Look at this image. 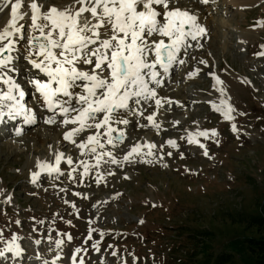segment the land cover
I'll use <instances>...</instances> for the list:
<instances>
[{"label":"rangeland","instance_id":"rangeland-1","mask_svg":"<svg viewBox=\"0 0 264 264\" xmlns=\"http://www.w3.org/2000/svg\"><path fill=\"white\" fill-rule=\"evenodd\" d=\"M192 1L195 4L197 0ZM246 1L200 4L206 13L202 19L215 27L214 40L209 46L202 41L201 48L191 47L185 63L173 76L176 84L167 83L158 91L164 97L166 93L172 95L177 99L174 103L181 105L177 108L161 103L157 110L163 124L160 128L130 117V123L122 128L127 135L122 142H114L115 146L105 143V148L98 150L110 151L118 163L105 155L95 167V155L87 151L82 154L65 140L58 151L65 157L74 155L80 163L75 171L82 174L74 173L73 167L64 168L61 176L55 174L52 179H39L33 184L23 173L28 158L34 155L42 161L52 144L38 148L31 134L12 137L9 132L0 136V250L13 235L20 238L16 243L23 249L19 256L6 252L0 264H44L45 260L51 264L58 254L61 258L57 263L71 264V254L77 247L87 249L79 254L85 264H181L189 237L194 240L205 233L215 251L232 252L238 261L246 263L248 251L241 240L246 226L239 215L258 212L264 202V55H259L264 53V0ZM9 17L10 12L0 14V28ZM220 18L219 25L216 21ZM19 23L24 28L17 44L23 46L28 43L30 19ZM19 65L14 79L22 88L32 69L23 62ZM191 71L195 75L189 74ZM215 77L224 83L217 84ZM167 88L170 90L162 93ZM219 88H224L223 95ZM27 96L34 100L32 94ZM224 99L234 108L233 120L225 119L213 107ZM212 129L216 135H212ZM206 130L208 136H195L204 148L188 142L190 134ZM87 134L78 136L77 142ZM169 140L176 146L167 143ZM136 144L141 145L138 153L125 160ZM147 145L155 147L149 149ZM149 151L152 155H147ZM81 161L91 170L86 182L82 175L88 173L83 174ZM44 174L42 177H50ZM94 193L97 197L90 200L82 197ZM104 193L111 201L96 209L93 200L102 199ZM141 221L143 226L138 227ZM90 229L95 231L88 240ZM63 234H70L72 240ZM56 239L65 241L62 251L56 249ZM96 242L99 251L92 247Z\"/></svg>","mask_w":264,"mask_h":264},{"label":"snow or ice","instance_id":"snow-or-ice-1","mask_svg":"<svg viewBox=\"0 0 264 264\" xmlns=\"http://www.w3.org/2000/svg\"><path fill=\"white\" fill-rule=\"evenodd\" d=\"M200 2L207 4L209 0ZM9 7L10 18L0 28V84L7 85L6 89H0V123H4L6 117L15 120L18 116L24 118L25 124L35 121L32 109L22 103L25 92L9 75L12 53L24 28L19 22L29 18L27 55L31 65L47 77L46 80L33 78L29 82L47 109L62 117L60 123L68 128L63 139L82 154L87 151L95 155L96 165L105 155L112 158V163H118L110 151H98L105 148V143L115 146L114 142H122L125 132L114 125H128L130 120L125 117L129 113L144 116V111L134 106L154 101L159 107L157 88L176 64L185 63L181 54L187 55L188 48L193 46L191 41L207 35L196 10L182 0H70L62 6H57L54 0L47 4L39 0H0V12ZM25 7L27 11L23 10ZM215 79L217 84H223L219 77ZM218 91L223 95L225 90L219 88ZM213 107L225 119H234L231 115L234 108L227 99ZM154 115L149 114L146 119L158 128ZM56 122L55 115L45 121L47 124ZM232 130L236 131L235 124ZM84 133H88L86 138L78 143L76 137ZM211 133L217 134L215 129ZM22 134L23 128L17 127L15 135ZM208 134L207 130L190 134L188 142L199 144L195 136ZM167 143L176 146L173 140ZM140 148V144L134 145L124 159L138 153ZM147 155L152 153L149 151ZM204 155H208L206 149ZM62 160L69 165L73 163L72 157H65L63 152L55 154L54 162L38 161L40 171L31 173V182L35 184L41 173L62 174ZM81 164L86 175L89 165L84 161ZM92 231L95 230H89L88 240ZM63 235L68 241L72 240L70 234ZM18 239L13 235L0 250V257L6 252L19 256L23 249L16 243ZM54 243L56 249L63 250V239H56ZM36 244H40V240ZM98 244L92 245L95 251H99ZM81 252L86 253L87 249L73 250L71 264H85L84 257L79 256ZM60 258L58 254L51 264H57ZM44 264L49 261L45 260Z\"/></svg>","mask_w":264,"mask_h":264},{"label":"bare ground","instance_id":"bare-ground-1","mask_svg":"<svg viewBox=\"0 0 264 264\" xmlns=\"http://www.w3.org/2000/svg\"><path fill=\"white\" fill-rule=\"evenodd\" d=\"M68 1H70V0H68ZM68 1H65V0H54V2L57 4V6H62L63 4H66V3H69ZM246 1V0H245ZM53 2V0H47V3H52ZM246 2H248V1H246ZM245 2V3H246ZM46 3V4H47ZM182 3L183 4H187L188 6H190L192 9H194V10H196V12H197V14L199 15V22L204 26V27H206V29H207V35L205 36V37H203L206 41H207V45H210L211 43H212V40H214V38H213V34H214V32H215V27H213L212 26V24H207V21L205 20H203L202 18L204 17V15L206 14H204V9L202 8V6L200 5V4H202L200 1H196L195 2V4H194V2L192 1V0H182ZM218 3V2H217ZM215 4V5H218V4ZM223 3V2H222ZM248 4V3H247ZM214 5V6H215ZM215 9V8H214ZM4 14L6 13V12H10V7L9 8H5L4 9ZM3 12H0V14L1 13H3ZM219 13V12H218ZM9 14V13H8ZM217 14V13H216ZM3 15V14H2ZM208 16V15H207ZM210 16V15H209ZM2 17V16H1ZM219 17V16H218ZM10 18V17H9ZM205 18V17H204ZM207 18V17H206ZM3 19V18H2ZM6 20V19H5ZM4 21V20H3ZM220 21H221V18H220V20H218L217 19V21H216V23H218L219 25H220ZM28 22V21H27ZM2 25V24H1ZM4 25H5V23H4ZM3 25V26H4ZM217 30H219V28H217ZM223 33V32H222ZM201 39L202 38H198V40L197 41H201ZM18 41V40H17ZM27 41V40H26ZM20 44V43H19ZM27 46V47H26ZM28 49H29V45H28V43H26L25 42V44H23V46H21V45H18L17 43H16V46H15V51L12 53V55H13V60H12V62H11V64H10V66H9V75H11L12 77H13V79H14V77H15V73H14V70H16L17 68L16 67H18V65L20 64V62H23V63H25V65H27L26 67L27 68H30V69H33V71H35V73H38L39 75H40V77H33V78H38V79H41V80H46L47 79V77L45 76V74L44 73H42V72H40L39 70H37V69H35L32 65H31V63H30V60H29V58H28V55H27V52H28ZM190 49H191V47H190ZM184 59V58H183ZM22 64V63H21ZM28 70V69H27ZM218 75V74H217ZM189 77H191V75L189 76ZM32 78V79H33ZM229 79H230V77H229ZM31 80V79H30ZM231 81V80H230ZM233 81V80H232ZM235 82V81H234ZM234 82H232V85L233 86H235L236 84H237V82H235L236 84H233ZM18 83V82H17ZM30 83V82H29ZM28 83V84H29ZM224 83V82H223ZM31 84V83H30ZM207 85V84H206ZM231 85V84H230ZM239 85V84H238ZM241 85V84H240ZM243 86H245V85H243ZM230 87H232V86H230ZM229 87V88H230ZM236 87V86H235ZM7 88V85H3V84H0V89H6ZM232 88H234V87H232ZM22 89V88H21ZM234 89H236V88H234ZM163 90V89H162ZM229 90H231V89H229ZM239 90H240V88H239ZM253 90V89H252ZM159 91V90H158ZM157 91V98L159 97L160 98V100H161V103H167V104H169V105H176V103H174V100L176 99V98H174L172 95H170V94H168V93H166L167 94V96H162V94H161V92H158ZM237 91V90H236ZM162 93H164V92H162ZM159 94H160V96H159ZM165 94V93H164ZM163 94V95H164ZM168 95L170 96V97H168ZM176 96V95H175ZM32 98L34 99V100H36L37 101V99H41V97L39 96V94H36L35 96H33V94H32ZM179 99V98H178ZM169 101H171V102H169ZM38 102V101H37ZM176 102H177V99H176ZM181 104H179L178 103V106H180ZM177 106V105H176ZM178 106H177V108H178ZM160 108H161V105L159 106V107H157L156 105H155V102L154 101H149L147 104H144V103H142V105L140 106V107H138V109L139 110H143L144 111V116H140V115H136V117L137 118H139V120L141 121V122H143L144 124H149V122L147 121V119H146V117L149 115V114H152V113H155V115H154V120H155V122L157 123V124H159V128L161 127V125H163L160 121H159V119L157 118V115L159 114V113H157V110H160ZM175 108V107H174ZM173 110V109H172ZM245 110V109H244ZM34 113V115H36L37 114V112H33ZM248 113V112H247ZM163 114V113H162ZM134 115H132L131 113H129L125 118H127V119H129L130 117H133ZM58 117H61L58 113H57V117H55V119H56V123L55 124H53L52 126H49V125H45V124H42V123H40V121L38 120L37 121V124H36V126L35 127H31L30 129H28V130H26L24 133H23V137L26 135H29V134H31L32 136H33V138L37 141V143L39 144V146H38V148H46V145L48 144V143H51L52 145H51V147L49 148V150H50V152H49V154L42 160V161H49V162H54V156H55V154L56 153H58V147L59 146H61V145H63V142H65V140L63 139V133L65 132V131H67L68 130V128H66L65 126H63L61 123H60V119L58 120ZM254 118V117H253ZM132 121V120H131ZM142 123V124H143ZM39 124V125H38ZM115 127H117V128H120V129H122V128H125L124 126H126V125H123V124H120V125H114ZM20 127H21V125H20ZM68 127H71V126H68ZM133 127V126H132ZM65 128V129H64ZM129 128V127H128ZM127 128V129H128ZM153 128V127H152ZM153 129H155V128H153ZM126 130H124V132H125ZM125 136H127V135H125ZM124 136V137H125ZM20 137V136H19ZM133 137V136H132ZM16 139H17V137H15ZM238 139H240V137L238 138ZM12 140V139H11ZM19 140V139H18ZM260 141V140H259ZM20 142V141H19ZM237 142V141H236ZM11 143H13V141L11 142ZM14 143H17L18 144V142H14ZM241 143V142H240ZM249 144H251V143H249ZM258 144V143H257ZM30 145V144H29ZM37 145V144H36ZM238 146V145H237ZM236 146V147H237ZM240 146V145H239ZM248 146V145H247ZM243 147V146H242ZM36 148V147H35ZM30 149V148H29ZM229 150V149H228ZM235 150V149H234ZM246 151V150H245ZM27 152V151H26ZM241 152V151H240ZM243 153H244V151H243ZM33 154V153H32ZM38 157V156H37ZM36 156H34V155H30L29 156V158H28V161H27V163H26V167H25V170L23 171V173H24V175H28V177L29 178H31V173L33 172V171H40V169L39 168H37V162L38 161H40V159L39 158H37ZM104 158V157H103ZM116 159V158H115ZM66 165H69L67 162H64L63 160L61 161V163H60V169L61 170H63L64 169V166H66ZM70 167H73L72 169H75V170H77V169H79V167H80V163L79 164H77V163H74V164H71L70 165ZM82 168V167H81ZM211 168V167H210ZM42 174L43 173H41V175H40V177L38 178V179H41V177H42ZM48 174V173H47ZM56 173H53V175H55ZM189 174V173H188ZM100 179V178H99ZM98 189V188H97ZM98 192V191H97ZM97 195H98V193H94V194H92L91 196H89V197H92V196H94L93 198H95V197H97ZM99 195H101V193H100V191H99ZM108 198H110L109 196H107V193H104V195H103V198L102 199H96V200H93L94 202H95V208L96 209H100V208H102V207H104V205L106 204V203H108L109 201H111L110 199H108ZM112 209H113V207H112Z\"/></svg>","mask_w":264,"mask_h":264},{"label":"trees","instance_id":"trees-1","mask_svg":"<svg viewBox=\"0 0 264 264\" xmlns=\"http://www.w3.org/2000/svg\"><path fill=\"white\" fill-rule=\"evenodd\" d=\"M239 220L246 226L243 242L248 251L246 263L240 262L230 252H217L211 246L208 233L196 236L186 245L181 264H264V202L254 214H240ZM251 259L252 263H250Z\"/></svg>","mask_w":264,"mask_h":264}]
</instances>
